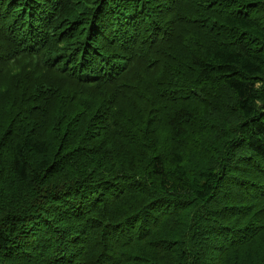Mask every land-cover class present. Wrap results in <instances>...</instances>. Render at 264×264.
<instances>
[{"label":"trees","instance_id":"obj_1","mask_svg":"<svg viewBox=\"0 0 264 264\" xmlns=\"http://www.w3.org/2000/svg\"><path fill=\"white\" fill-rule=\"evenodd\" d=\"M3 172L0 264H264V0H0Z\"/></svg>","mask_w":264,"mask_h":264},{"label":"rangeland","instance_id":"obj_2","mask_svg":"<svg viewBox=\"0 0 264 264\" xmlns=\"http://www.w3.org/2000/svg\"><path fill=\"white\" fill-rule=\"evenodd\" d=\"M9 78L5 80L8 83ZM60 114V111H56L53 114ZM52 114V115H53ZM1 184L0 188L1 198L0 205L5 207L19 206V203L22 204V201L28 198L31 199L30 192L25 189L24 185L21 182L15 181L9 178V175L6 172H3L1 175ZM1 212V211H0ZM6 261H4L5 263Z\"/></svg>","mask_w":264,"mask_h":264},{"label":"bare ground","instance_id":"obj_3","mask_svg":"<svg viewBox=\"0 0 264 264\" xmlns=\"http://www.w3.org/2000/svg\"><path fill=\"white\" fill-rule=\"evenodd\" d=\"M181 43V42H180Z\"/></svg>","mask_w":264,"mask_h":264}]
</instances>
